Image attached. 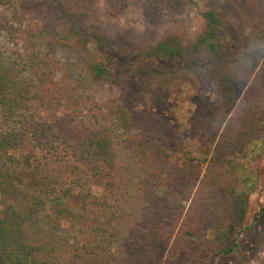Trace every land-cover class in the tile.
<instances>
[{
    "label": "trees",
    "instance_id": "16d2710c",
    "mask_svg": "<svg viewBox=\"0 0 264 264\" xmlns=\"http://www.w3.org/2000/svg\"><path fill=\"white\" fill-rule=\"evenodd\" d=\"M238 11L247 32L208 8L192 34L121 47L92 0H0V264H241L247 241L264 264V206L242 228L238 190L264 151V17ZM175 70L218 89L204 171L154 115Z\"/></svg>",
    "mask_w": 264,
    "mask_h": 264
},
{
    "label": "rangeland",
    "instance_id": "374dc122",
    "mask_svg": "<svg viewBox=\"0 0 264 264\" xmlns=\"http://www.w3.org/2000/svg\"><path fill=\"white\" fill-rule=\"evenodd\" d=\"M243 5L264 17V0H92L98 13L97 19L94 17L98 34L121 47L133 41L157 39L167 33L192 34L200 29L201 12L208 8L216 9L232 28L241 27L247 32L253 28V21L238 11ZM92 47L88 43V48ZM167 78L170 81L160 93L154 115L163 125L169 123L177 130L190 154L199 162L208 157L209 154L203 153L204 147L208 145L210 150L213 149L224 125L218 89L207 77L188 76L178 70ZM251 159L245 172L251 175L254 187L248 184L247 177L238 186L242 193L239 197L248 195L242 228L249 226L253 213L264 206V151L260 155L254 154ZM206 165V162L201 163L203 171ZM251 167L262 169V178H257V172L250 170ZM189 204L190 200L184 201L181 219ZM254 223L253 235H257L264 230V210L261 219ZM243 232L247 234V231ZM208 234L211 235V230ZM249 242L242 246V263L259 264L257 257L263 252L256 255ZM238 258L235 254L219 256L214 264H238Z\"/></svg>",
    "mask_w": 264,
    "mask_h": 264
}]
</instances>
